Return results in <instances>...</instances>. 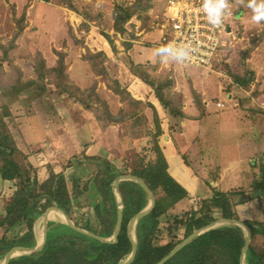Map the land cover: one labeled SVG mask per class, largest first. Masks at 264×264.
<instances>
[{
	"label": "rangeland",
	"instance_id": "obj_1",
	"mask_svg": "<svg viewBox=\"0 0 264 264\" xmlns=\"http://www.w3.org/2000/svg\"><path fill=\"white\" fill-rule=\"evenodd\" d=\"M71 1L81 12L91 13L93 20L85 21L82 15L71 10L62 0H0V106L7 105L9 108L10 113L5 117L6 124L20 150L27 155L32 174L43 182L53 171L64 173L73 196V207L68 215L76 226L82 229L90 228L85 230L98 234L101 225L93 216L94 202L101 201L102 197L90 189L89 178L96 171L109 169L111 166H115L122 176H135L132 174L133 170L145 167L142 143L149 131H154L156 127L152 106H145L142 113L135 118H126L123 122L116 123L114 120L125 116L136 107L129 101L122 100L110 87L117 80L121 88H126L133 98L139 94L135 86L140 82L134 77L130 62L134 59V53L141 55L146 49L156 53L159 48L156 45L161 44L162 31L158 23L165 11L167 0H152V8L137 13L127 23V30L123 35L114 30L115 6L118 3L130 5L135 0ZM231 1L242 13L238 38L234 40L232 47L221 52L220 61L211 69L184 66L177 62H165L163 67L156 54L154 59L149 61L155 64L147 65L152 75L174 79L175 83L170 90L172 98L181 107L186 104L190 121L189 124L182 125L179 131L181 134L176 136L179 126H171V115L167 118V109L155 99L161 113L157 112L159 120L166 126V131L160 136L161 142L165 140L164 137L166 141L178 140L182 145L181 149L178 147V152L183 160V172L185 177L194 183L193 186L189 185V188L197 186V191L190 189L191 193L187 198L169 210V220L168 217L161 220V233L155 245L167 243L171 239L169 228L173 227L175 220L172 217L177 216L179 220L185 221L190 216V210L194 209L192 201L204 197L203 191L212 188L209 182L216 186L213 180L209 181L210 173L215 171L216 167L225 168L220 169L219 174L224 179L228 169L238 170L239 179L237 182L232 180V184L244 190L235 191L237 198H249L254 186L262 177L264 21L257 23L250 8L238 4L237 0ZM23 17L25 20L21 24L19 21ZM105 33L110 35L114 44ZM132 40L139 41L135 43L136 41ZM128 41L137 44L136 51L135 47L126 50L124 43ZM58 52L65 53L66 72L71 81L82 93L86 90L84 93H87L97 83V92L108 101L107 108L97 101L91 102L89 107L85 106L71 98L67 92L58 94L54 84L50 83H47L49 92L43 96L36 95L33 87L19 94L11 92V87L18 79L27 81L37 77L35 58L38 53L46 59L48 67H54L58 63ZM96 53H102V58H97L98 69H95L90 59ZM107 78L109 82L106 83ZM237 78H250V82L246 87L240 84ZM143 93L137 97L143 98L144 103L157 97L155 88L148 85ZM218 103L221 106H218ZM215 116L217 121L214 122ZM50 132L56 133L60 138L53 135V139L48 135ZM199 139L202 142H198ZM238 139L250 140L256 146L248 144V150L245 148L247 152L238 153L233 149L244 151L240 142H236ZM182 141H186V144ZM239 159L244 162L233 164ZM10 165L9 157L0 156V168L6 169ZM122 182L133 186L138 184L128 177L120 181L119 187ZM243 183L247 186H241ZM14 184L15 182L0 178L2 214L13 199L16 189ZM113 185L115 186V182ZM226 187L227 185H223L219 189ZM113 190L116 200H120L118 192L114 188ZM163 196L164 192L158 189L156 198ZM261 200L263 201L262 198ZM146 202L145 209L151 205L149 195ZM51 211L47 209L42 215L35 214L37 244L44 238L46 214L48 234L58 236L71 232L65 226L66 218L51 216ZM215 212L217 221L222 220L221 212L218 209ZM13 222L10 218L0 227V239H11L25 232L26 227L23 224ZM145 222V219L137 222L135 237L137 225L142 227ZM230 224L234 223L222 222L216 227H228ZM244 231L246 232L245 229ZM172 237L184 240L185 226L176 229ZM262 237L258 236L251 242L264 254V236ZM106 238L111 239L112 236ZM22 253L24 252H16L15 256ZM5 260L6 258L0 259V264H5Z\"/></svg>",
	"mask_w": 264,
	"mask_h": 264
},
{
	"label": "trees",
	"instance_id": "obj_2",
	"mask_svg": "<svg viewBox=\"0 0 264 264\" xmlns=\"http://www.w3.org/2000/svg\"><path fill=\"white\" fill-rule=\"evenodd\" d=\"M50 1V0H48ZM67 3L71 10L82 15L85 21L93 20V16L88 11L81 12L73 1L62 0ZM152 8V0H135L126 6L118 3L114 9V30L124 34L127 30L126 25L139 12H146ZM25 18L19 21L21 24ZM20 24V26H21ZM114 44L110 35L105 33ZM126 50L132 48L133 44L128 41L124 43ZM6 49V48H5ZM9 47H7L8 52ZM115 49V46H114ZM58 63L54 67H48L47 61L41 53L36 55V74L35 79L23 81L18 79L16 84L11 87L13 94H19L24 90L34 88V93L43 96L49 92L47 83L54 84L58 94L67 92L71 98L76 99L85 106H90L91 102L97 101L108 107V101L97 92V83L87 92L83 91L71 81L66 72L65 53L58 52ZM97 58H102V53H96L90 57L95 69H98ZM133 74L141 78L146 84L155 88L156 95L161 104L167 109L172 117L171 126L181 127L182 118L186 117L181 105L176 102L171 95V88L175 81L169 77H157L152 75L147 69V65L135 64L130 62ZM101 73V71H98ZM249 79L237 78L243 86H248ZM106 83L109 82L107 78ZM122 100L129 101L136 108L130 110L125 116L114 120L116 123L123 122L126 118H135L142 113L145 106H152L155 113V130H150L141 146L144 154V168L135 169L132 174L142 178L157 196V190L164 192L163 197L156 199L155 208L145 219L148 223H143L142 227H136V241L138 245L135 259L131 264H156L174 249L181 241L172 237L174 231L180 226H185V237H188L195 229H200L216 221L215 210H222L223 218L239 220L240 217L234 210L233 194L224 191H217L215 186L209 181H216L220 177V167L211 171L209 185L210 192L205 189L204 197L200 201L198 211L191 209L189 217L185 221L174 218L173 227L169 228L171 239L164 244L155 245L159 238L161 229L160 224L163 218L169 220V210L177 206L178 203L187 198L188 190L171 175L169 162L160 145V136L163 134L158 113L152 103H144L142 100L133 98L126 88H121L120 83L115 80L111 87ZM128 94V95H126ZM7 105L0 106V156L11 159L10 167L0 168L3 180L15 182V193L12 201L8 204L6 212L0 213V227H3L11 218L13 223L23 224L25 232L11 239L5 237L0 239V259L6 258L7 253L15 246L35 247L37 245V234L35 230L36 217L38 213L42 215L45 211L57 206L70 213L73 207V196L70 193L66 175L64 173L51 172L50 176L43 182L39 181L36 175L32 174V166L27 161V155L20 150L6 124L5 117L9 115ZM121 172L111 166L109 169L96 171L88 181L90 189L96 195L102 197L101 201L94 202V217L101 225L98 233L103 237L113 236L118 218L117 200L114 194L116 178ZM261 179L254 186L248 199L259 197L263 199L264 208V162L261 166ZM120 192L123 197L124 210L123 222L118 241L115 243L102 242L94 237L83 234L72 229L67 224L66 227L71 231L64 235L48 234L47 241L42 250L33 253H22L14 256L9 264H123L130 257L133 251V243L128 233V224L131 218L141 212L146 207V191L138 183L136 186L128 182L120 184ZM207 194V195H206ZM244 196L240 201H245ZM51 213L61 217L66 214L60 210H52ZM252 230V240L258 236H264V221L245 220ZM90 230V228H85ZM246 243V232L238 225L230 224L228 227H216L205 231L189 244L182 248L175 256L165 264H241L242 251ZM264 254L251 242L249 251L246 255L245 264H262Z\"/></svg>",
	"mask_w": 264,
	"mask_h": 264
},
{
	"label": "built area",
	"instance_id": "obj_3",
	"mask_svg": "<svg viewBox=\"0 0 264 264\" xmlns=\"http://www.w3.org/2000/svg\"><path fill=\"white\" fill-rule=\"evenodd\" d=\"M230 12L220 26L209 24L203 11V0H167L165 11L158 25L161 28L160 47L169 43H184L191 41L198 45L199 51L191 62L180 63L199 69H211L219 60L221 52L234 45L238 38L239 22L242 13L231 0ZM241 23V22H240ZM164 63L162 62L164 67ZM218 106H221L218 103ZM201 199L193 200L194 210L201 207ZM200 205V206H199Z\"/></svg>",
	"mask_w": 264,
	"mask_h": 264
},
{
	"label": "crops",
	"instance_id": "obj_4",
	"mask_svg": "<svg viewBox=\"0 0 264 264\" xmlns=\"http://www.w3.org/2000/svg\"><path fill=\"white\" fill-rule=\"evenodd\" d=\"M132 41L133 42L136 41L135 43H138L139 40L138 41L137 40H132ZM136 46H137V44H133V46H132L133 48L135 47L134 51H136ZM146 50L147 51H143L141 55L134 53V59H132V61L134 60V63L135 64H144V65H149V66L151 64L154 65L155 63H150L149 61L154 59L153 56H155V53H153L149 49H146ZM134 77L136 79H138V81L140 82V83H137V85L135 86L136 87V91L139 92V94H144L143 91H146V85H148V84H146L138 76H135L134 75ZM139 94H137V95L134 94L136 96L135 98L138 99V100L144 101L143 98L137 97V96H139ZM155 99H157V101L159 100V98L154 97V99L150 98V101L149 102H152V104L155 107V109L158 110L157 112H159V114H161L160 111H159V107H158ZM56 102H58V99H57ZM159 102H160V100H159ZM8 103H9V101H8ZM185 105L183 104L184 107H182V109H183V111H184V113L186 115V118H183L182 119V121H181V127H179V130L176 131V133L174 132L176 134V136H177L178 133H180L179 131H180V129H182V125L185 126V125L189 124L188 121H190L189 120L190 119L189 116H187V107ZM167 113H168L167 114V118H168L170 116V113L169 112H167ZM50 117H51L50 119L52 120V113H51ZM167 118H165V119L167 121V127H169L170 125L168 126V120H167ZM215 118L216 119L213 120L214 122L217 121V116H215ZM198 120H200V119H198ZM169 121L170 122L172 121V117H171V119H169ZM195 121H196V119H195ZM161 126H162V129H163V132L166 131V129H165L166 126L162 122H161ZM193 126H195V125H193ZM241 134L243 135L244 133H241ZM48 135L51 136V137H53V139H54V136L53 135H56L58 138H60L56 133H53L52 134L50 132V133H48ZM57 137H55V139L58 141ZM169 137L171 138V136H169ZM164 139L165 140L162 141V142L160 140V145L163 148V151H164V153H165V155H166V157L168 159V162H169V170H170L171 175L174 176L188 190L189 193H191L190 189L192 190L193 188L197 191V186L196 185L193 188H189V185H192L193 186L194 183L192 181H190L189 179H187L185 177L184 172H183L185 170V168L182 165V161L183 160L181 159L180 154L178 152V150H179L178 147L181 149L182 148L181 147L182 145L178 142V140H176V142H177L176 143V142H173L172 141L174 139H170L168 141H166V137H164ZM199 141L202 142L201 139H199L198 142ZM182 142H183L184 145L186 144V141H182ZM190 142L192 143L193 141L190 140ZM236 142H240L241 146L244 147V151L243 150L242 151H239V148H238V150L233 149V150L237 151L238 153L239 152H247L245 150V148L248 150V146L249 145L254 144V146H256V144L254 142L250 141V140L242 141V140L238 139ZM191 146H192V144H191ZM248 160H251V159H248ZM239 162H244V161L243 160L241 161L239 159V160H236L233 164H239ZM222 169L225 170V168L223 166H221V170ZM227 173L228 174L226 176V179H224V177L222 175H220V176H222V179H221V177H219V179L217 180V182L216 181H213V183L214 182L216 183V186L215 187H217V186L221 187L223 185H227L226 189L223 188L222 190H220L219 187L218 188H215V189L217 191L220 190V191H224V192L234 193L233 194V201L235 203L234 210L237 212V214L239 215V217H240V219L242 221H245V220H251V221H253V220H259V221H264V208L262 207L261 200L259 199V197L258 198L255 197V198H252V199H248L247 198V199H245V201L241 202L240 201V198L241 197L237 198L236 197V194H235V191L237 190V192H238V191L244 190V189H240L238 187H234V185L232 184V180H234V181L237 182V180L239 179V172L236 169L235 170L228 169L227 170ZM242 185L244 187L247 186L246 183L241 184V186ZM235 188H237V189H235ZM207 190L210 192L211 189L210 188H207ZM242 193H244V192H242ZM218 210L222 214V210L220 208H218ZM216 214L217 213L215 212V214H214L215 217H217ZM259 238H263V237L262 236L261 237L259 236Z\"/></svg>",
	"mask_w": 264,
	"mask_h": 264
},
{
	"label": "water",
	"instance_id": "obj_5",
	"mask_svg": "<svg viewBox=\"0 0 264 264\" xmlns=\"http://www.w3.org/2000/svg\"><path fill=\"white\" fill-rule=\"evenodd\" d=\"M130 178L135 180L137 183L140 184V186L146 191V193L150 196L151 199V205L150 207H148L147 209L142 210L141 212L137 213L136 215H134L131 220L129 221L128 224V233L130 236V239L132 240L133 243V251L130 255V257L125 261V263L123 264H131L133 262V260L135 259L136 253H137V249H138V245H137V241H136V237H135V233H134V229L135 226L137 224V222L139 220H141L142 218L146 217L149 213H151V211L155 208L156 205V195L155 193L152 191V189L146 184V182L137 176H119L116 178L115 180V186L114 189L116 192H118V194L120 195V200H117V206H118V218H117V224L115 227V231L114 234L112 236L111 239H108L106 237H103L99 234L93 233V232H89L85 229H82L78 226H76V224L72 221V219L70 218V216L68 215V213L66 211H64L63 209H61L60 207L57 206H52L50 208H48L49 211L51 210H60L63 211L66 214V220H67V224L72 227L73 229L88 234L91 237H94L102 242H111V243H115L118 241V236L120 234L121 228H122V222H123V210H124V202H123V197L122 194L119 190V183L122 179H126V178ZM0 178H2V175L0 173ZM47 218H48V214H46L45 217V232H44V238L42 240V242L38 243L35 247L31 248V247H23V246H15L13 247L6 255V260H5V264H9L10 260L16 255V252H24V253H33V252H37L42 250V248L44 247L46 241H47V237H48V231H47ZM222 222H230V223H234V224H238L240 226H242L245 230H246V243H245V247L242 251V256H241V264H245V259H246V255L249 251V247L252 241V230L251 228L244 223V221L242 220H236V219H226L223 218L220 221H215L213 223L208 224L207 226L200 228V229H196L194 230V232L192 234H190L188 237H186L184 240H182L174 249H172L165 257H163L158 263L156 264H165L169 259H171L173 256H175L182 248H184L187 244H189L193 239H195L196 237H198L199 235H201L202 233H204L207 230H210L212 228H215L219 223Z\"/></svg>",
	"mask_w": 264,
	"mask_h": 264
},
{
	"label": "clouds",
	"instance_id": "obj_6",
	"mask_svg": "<svg viewBox=\"0 0 264 264\" xmlns=\"http://www.w3.org/2000/svg\"><path fill=\"white\" fill-rule=\"evenodd\" d=\"M238 4L250 8L253 19L257 23L264 21V0H237ZM203 11L206 13L209 24L220 26L230 12L229 0H203ZM199 51L198 45L191 41L184 43H169L156 49V55L161 62L186 63L195 59Z\"/></svg>",
	"mask_w": 264,
	"mask_h": 264
},
{
	"label": "bare ground",
	"instance_id": "obj_7",
	"mask_svg": "<svg viewBox=\"0 0 264 264\" xmlns=\"http://www.w3.org/2000/svg\"><path fill=\"white\" fill-rule=\"evenodd\" d=\"M53 214L51 213V216H52Z\"/></svg>",
	"mask_w": 264,
	"mask_h": 264
}]
</instances>
